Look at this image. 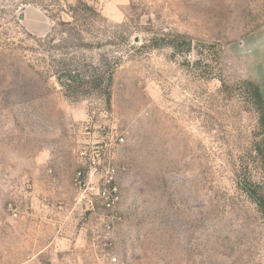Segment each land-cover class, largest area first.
<instances>
[{
  "label": "rangeland",
  "instance_id": "374dc122",
  "mask_svg": "<svg viewBox=\"0 0 264 264\" xmlns=\"http://www.w3.org/2000/svg\"><path fill=\"white\" fill-rule=\"evenodd\" d=\"M255 88L264 0H0V264H264Z\"/></svg>",
  "mask_w": 264,
  "mask_h": 264
},
{
  "label": "built area",
  "instance_id": "2783aa9c",
  "mask_svg": "<svg viewBox=\"0 0 264 264\" xmlns=\"http://www.w3.org/2000/svg\"><path fill=\"white\" fill-rule=\"evenodd\" d=\"M81 174H79L80 176ZM114 176V170H108L107 171V176H106V183L111 184V181L113 180ZM112 191H116L115 188L113 190H102L99 193L102 194V197L108 202L109 201V195L111 194ZM108 206H111V203L108 202Z\"/></svg>",
  "mask_w": 264,
  "mask_h": 264
},
{
  "label": "trees",
  "instance_id": "16d2710c",
  "mask_svg": "<svg viewBox=\"0 0 264 264\" xmlns=\"http://www.w3.org/2000/svg\"><path fill=\"white\" fill-rule=\"evenodd\" d=\"M92 11V10H91ZM94 12V11H93ZM97 12H95V14H96ZM98 14V13H97ZM96 14V15H97ZM77 17V16H76ZM71 37L73 38H76V36H78V37H80V34H76L75 33V31H73V30H71ZM77 40H79V39H77ZM48 42H50V39H48V40H41L38 44H42V46L46 43V44H49ZM53 42V41H52ZM98 79V78H97ZM98 82L100 81V79L99 80H97ZM255 94H256V97H257V99H258V101L260 102V103H262V104H264V98H263V96H262V94L260 93V91H259V89H257V88H255ZM253 195V194H252ZM256 199V198H255ZM256 201H257V199H256ZM258 202H259V200H258Z\"/></svg>",
  "mask_w": 264,
  "mask_h": 264
}]
</instances>
